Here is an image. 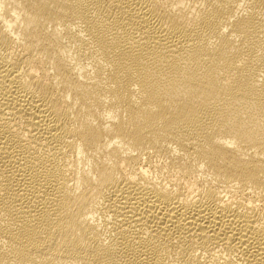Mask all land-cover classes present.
Masks as SVG:
<instances>
[{
  "label": "bare ground",
  "instance_id": "obj_1",
  "mask_svg": "<svg viewBox=\"0 0 264 264\" xmlns=\"http://www.w3.org/2000/svg\"><path fill=\"white\" fill-rule=\"evenodd\" d=\"M0 264H264V0H0Z\"/></svg>",
  "mask_w": 264,
  "mask_h": 264
}]
</instances>
